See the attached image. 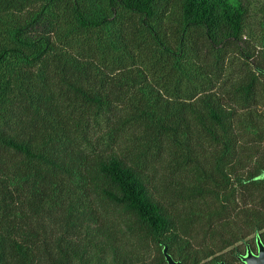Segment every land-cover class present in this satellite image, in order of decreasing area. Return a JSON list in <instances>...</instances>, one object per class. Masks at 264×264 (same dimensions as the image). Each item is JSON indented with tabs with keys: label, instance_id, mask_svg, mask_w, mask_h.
I'll use <instances>...</instances> for the list:
<instances>
[{
	"label": "trees",
	"instance_id": "1",
	"mask_svg": "<svg viewBox=\"0 0 264 264\" xmlns=\"http://www.w3.org/2000/svg\"><path fill=\"white\" fill-rule=\"evenodd\" d=\"M258 233L264 0H0V264L233 263Z\"/></svg>",
	"mask_w": 264,
	"mask_h": 264
},
{
	"label": "flooded vegetation",
	"instance_id": "2",
	"mask_svg": "<svg viewBox=\"0 0 264 264\" xmlns=\"http://www.w3.org/2000/svg\"><path fill=\"white\" fill-rule=\"evenodd\" d=\"M259 240L264 245V238H263L262 234L258 233V234H255L253 239H249V240H246L244 242L245 248L243 250H241V248L238 247L235 250V252L232 254L233 255V258H232L233 263L234 264H245L243 257L245 255H247L249 251H251L253 254H257L258 249H259ZM217 261H221V260H216L215 264H217ZM224 261H225V264H233V263L227 262L226 260H224Z\"/></svg>",
	"mask_w": 264,
	"mask_h": 264
},
{
	"label": "water",
	"instance_id": "3",
	"mask_svg": "<svg viewBox=\"0 0 264 264\" xmlns=\"http://www.w3.org/2000/svg\"><path fill=\"white\" fill-rule=\"evenodd\" d=\"M164 255L167 264H182L180 260L175 259L172 254L169 253L168 247H164ZM245 264H264V245L259 240V249L257 254H253L251 251L243 257ZM217 264H225L224 260L217 261Z\"/></svg>",
	"mask_w": 264,
	"mask_h": 264
},
{
	"label": "rangeland",
	"instance_id": "4",
	"mask_svg": "<svg viewBox=\"0 0 264 264\" xmlns=\"http://www.w3.org/2000/svg\"><path fill=\"white\" fill-rule=\"evenodd\" d=\"M258 29H259L258 30L259 33L256 32L257 35H255L257 37L252 38V37L247 35L246 40L250 42V45H253L252 44L253 42L257 43V42L261 41L260 37H258V34H260V31H261V28L258 27ZM226 66H227V68H225V70L223 71L224 75L236 74V73H240L241 72V68L242 67H241L240 61L238 60L237 57H234L233 60H229V63Z\"/></svg>",
	"mask_w": 264,
	"mask_h": 264
}]
</instances>
